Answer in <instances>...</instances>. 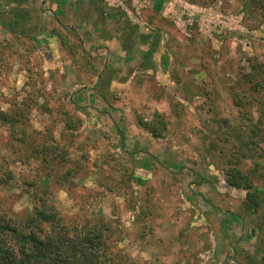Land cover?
Returning a JSON list of instances; mask_svg holds the SVG:
<instances>
[{
    "label": "rangeland",
    "instance_id": "374dc122",
    "mask_svg": "<svg viewBox=\"0 0 264 264\" xmlns=\"http://www.w3.org/2000/svg\"><path fill=\"white\" fill-rule=\"evenodd\" d=\"M162 97L164 143L151 145ZM23 98L30 125L84 160L88 177L56 193L63 212L111 218L136 264H264V203L246 211V192L219 179L231 163L264 168V128L252 125L264 123V0H0V108ZM98 121L109 129L61 134ZM11 139L0 128L1 153ZM39 166L13 162L17 174ZM23 188L0 193L32 209Z\"/></svg>",
    "mask_w": 264,
    "mask_h": 264
},
{
    "label": "trees",
    "instance_id": "16d2710c",
    "mask_svg": "<svg viewBox=\"0 0 264 264\" xmlns=\"http://www.w3.org/2000/svg\"><path fill=\"white\" fill-rule=\"evenodd\" d=\"M149 51L147 56L152 57L154 50ZM252 69L254 74L260 72L257 67ZM249 82L258 91L253 78ZM31 102L28 98L16 99L8 109L0 108V128H7L12 136L10 155L0 152V192L10 193L15 185L30 188L32 192L23 188L22 193L31 197L33 205L32 209L15 210L8 203L12 194L0 193V264H136L117 246L111 218L70 216L63 212L56 193L65 187L77 188L79 181L88 177L80 174L84 160L72 159L65 141L56 138L53 130H36L30 125ZM154 116L145 127L155 138H161L155 127L157 122L165 126L164 115L156 112ZM253 123L256 132L261 126L264 128L260 120ZM68 124L71 126V120ZM69 125L61 134H75L83 126L82 123L75 128ZM2 147L5 148L4 143ZM31 160L40 164L38 175L36 169L34 175L17 174L13 169V162L30 166ZM255 160L246 170L233 163L223 169L227 184L246 192L242 203L246 211L259 210L264 203V168ZM66 166L69 167L65 169ZM56 169L63 172L58 174ZM258 228H264V224Z\"/></svg>",
    "mask_w": 264,
    "mask_h": 264
},
{
    "label": "crops",
    "instance_id": "0c3cea01",
    "mask_svg": "<svg viewBox=\"0 0 264 264\" xmlns=\"http://www.w3.org/2000/svg\"><path fill=\"white\" fill-rule=\"evenodd\" d=\"M140 31L138 32V33H140V34H144V35H147V31H145L144 29H142V28H140L139 29ZM114 40H115V38H114ZM150 40H152V38H150ZM141 43L143 44V45H145V43L143 42V41H141ZM113 44V43H112ZM149 44H151V45H154V42H151V43H149ZM121 46V45H120ZM122 49H124L123 48V46L121 47ZM151 49V48H150ZM151 50H154V54H155V52L157 51V45H155V48H153V49H151ZM155 72V71H154ZM15 74V73H14ZM157 78L158 79H161V76H165V70L160 66V71H157ZM120 79V78H119ZM165 80H167V79H165ZM115 82H112V85H115L114 84ZM162 83V82H161ZM111 87H113V86H111ZM165 87V86H164ZM166 88V87H165ZM89 94V92H86V94H84V96L83 97H81V96H78L79 97V99H82V100H84V102H86V101H88L89 99L88 98H86V95H88ZM165 101H167V98L166 97H162V98H155V99H152V103H151V105H153L154 106V108L155 109H157V110H155V111H157L158 113H160V114H162V115H164V111L166 110V105H165ZM161 107V108H160ZM91 111V109H88L87 111ZM93 111V110H92ZM95 111L96 110H94L93 111V113H91V115H95L94 113H95ZM84 116V115H83ZM103 122V121H102ZM104 122H105V120H104ZM106 129H109V127H108V125H106L105 123L103 124V123H101V122H99L98 121V124H92V123H87V125H83L82 126V128H81V130H80V132H84V133H92V132H95V133H102V132H104ZM137 129V128H136ZM62 131H63V129H62ZM78 133V132H77ZM145 133V135H147L148 133H146V132H144ZM93 134V133H92ZM149 135V134H148ZM148 135H147V137H148ZM140 137H141V135H140ZM146 136L144 137V139H148ZM151 138H149V139H151L152 140V142H150L151 140H148L150 143H151V145H152V143L154 144V145H156V144H158V141L159 142H161L162 141V139H156V138H154L153 136H150ZM138 141H142L141 139L140 140H137V142ZM163 142V141H162ZM127 143V142H126ZM164 143V142H163ZM166 145V144H165ZM133 145L132 144H130V143H127V146H126V151H128L129 149L128 148H130V147H132ZM131 152V151H130ZM163 157V156H162ZM162 157L160 158V159H162ZM136 164H139V162H138V160H136L135 161V163H134V165H136ZM144 167V166H143ZM139 168H141V167H137V169H139ZM221 176H223L224 177V179H225V176L224 175H219V179L221 178ZM224 182L227 184V182H226V180H224ZM223 182L222 181H220V183H216V185H219V184H222ZM227 186L231 189V190H240V189H235V188H233V187H231L230 185H228L227 184ZM199 188V191H203L204 189H206L207 188V186L203 183L200 187H198ZM244 191V190H243Z\"/></svg>",
    "mask_w": 264,
    "mask_h": 264
}]
</instances>
